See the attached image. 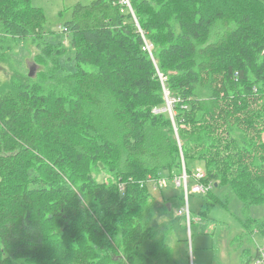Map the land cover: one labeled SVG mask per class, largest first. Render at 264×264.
<instances>
[{"label":"trees","instance_id":"obj_1","mask_svg":"<svg viewBox=\"0 0 264 264\" xmlns=\"http://www.w3.org/2000/svg\"><path fill=\"white\" fill-rule=\"evenodd\" d=\"M30 2L0 0V264H175L155 222L177 215L173 179L185 167L194 183L193 161L211 186L199 215L224 203L214 187L245 213L264 205V0L77 3L68 47ZM18 38L37 47L36 77L11 62ZM168 101L173 118L154 112ZM245 228L264 237V218Z\"/></svg>","mask_w":264,"mask_h":264},{"label":"rangeland","instance_id":"obj_2","mask_svg":"<svg viewBox=\"0 0 264 264\" xmlns=\"http://www.w3.org/2000/svg\"><path fill=\"white\" fill-rule=\"evenodd\" d=\"M30 1L32 6L42 9L45 14L44 31L48 41L56 43L62 41L68 47L69 36L63 32L65 23L71 19L73 7L77 3L88 4L91 0ZM128 1L130 3V0ZM148 45L152 48L150 43ZM36 53H38V50L31 38H18L14 44L10 59L15 68L24 74H29L30 67L34 66L36 77L45 68L42 63H39ZM9 63L0 62V79L3 82L8 81L12 74ZM159 76L160 78L164 77L161 73ZM165 95H169L167 90H165ZM168 112L173 118V111ZM261 139L264 141V133H262ZM198 167H203L202 162L193 161L188 164V168L194 172ZM193 184L187 182L188 188ZM148 186L157 202L161 205L163 197L159 188L155 189L153 182H150ZM163 193L165 197H179L182 195L181 190L173 188H166ZM213 193L218 197L219 201L224 203H219L212 207L205 217L199 215L201 210L207 208L205 197L201 194L190 195L191 219L194 220L190 229L185 222L187 219L185 218L184 220L183 217H180L178 212L173 217L167 216L165 212L164 217L162 216L163 218L155 222V225L160 230L158 236H164L167 243L172 247L169 253L175 264H187V257L190 264H241L242 261L254 255L256 247H264V237L257 231L254 232L245 228V222L248 218L253 220L264 218V205L253 206L248 213H245L243 211V203L232 193L229 187H214ZM172 204L173 208H175L176 203ZM162 220L166 221L167 225ZM161 231H163V235H161ZM242 232H244V236H247L244 238L238 236ZM243 249H247L246 255L240 257V254L243 255ZM171 264L173 263L171 262ZM251 264L256 263L251 261Z\"/></svg>","mask_w":264,"mask_h":264},{"label":"built area","instance_id":"obj_3","mask_svg":"<svg viewBox=\"0 0 264 264\" xmlns=\"http://www.w3.org/2000/svg\"><path fill=\"white\" fill-rule=\"evenodd\" d=\"M121 3L128 6L131 9V5L128 0H121ZM144 49L150 51L151 47L148 45V43H146V46L144 47ZM161 79L164 80L165 78L163 77ZM167 105H168L167 108H170L172 111L171 101H168ZM165 110L166 108L164 109L155 108L154 112L159 113ZM204 176H205V169L203 167H198L197 170L193 172L192 174V177L194 178V184L190 188H188L187 182H189V175L187 174L186 169L184 167L182 174L173 179V184L175 186L183 187L184 189V204L177 210V212H178V215L184 216L187 219L186 224L188 225L189 229L191 228V209H190V203H189L190 195L191 194L204 195L211 189V186H206L202 182V178ZM149 180H150L149 183L153 182V186L155 189L156 188L161 189L167 186V180L164 177H159L157 179L150 178ZM124 188H125L124 184H121L120 189L124 190ZM258 252H259V255H258L257 260H255V263L264 264V247H259Z\"/></svg>","mask_w":264,"mask_h":264},{"label":"water","instance_id":"obj_4","mask_svg":"<svg viewBox=\"0 0 264 264\" xmlns=\"http://www.w3.org/2000/svg\"><path fill=\"white\" fill-rule=\"evenodd\" d=\"M34 75H35V67H34V66H31V67H30L29 76L33 77ZM166 110L171 111L170 108H166ZM216 185H217V184H216Z\"/></svg>","mask_w":264,"mask_h":264}]
</instances>
